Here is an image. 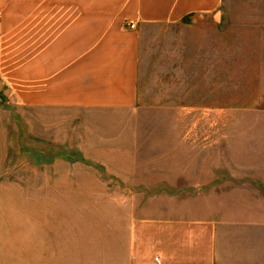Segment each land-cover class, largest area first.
Wrapping results in <instances>:
<instances>
[{"label": "rangeland", "instance_id": "374dc122", "mask_svg": "<svg viewBox=\"0 0 264 264\" xmlns=\"http://www.w3.org/2000/svg\"><path fill=\"white\" fill-rule=\"evenodd\" d=\"M229 31L213 15L148 27L130 110L26 107L0 83V214L28 203L31 234L49 241L55 225L61 250L81 253L116 250L129 206L147 218L212 202L201 157L240 156L264 134L261 53L231 47Z\"/></svg>", "mask_w": 264, "mask_h": 264}, {"label": "crops", "instance_id": "0c3cea01", "mask_svg": "<svg viewBox=\"0 0 264 264\" xmlns=\"http://www.w3.org/2000/svg\"><path fill=\"white\" fill-rule=\"evenodd\" d=\"M212 15L226 20L231 47L261 53L264 69V0H0V83L26 107L130 110L147 28ZM254 141L264 134L240 141V156L232 146L228 159L201 157L199 190L214 200L197 213L145 218L129 206L116 250L62 251L55 225L49 241L31 234L28 203H1L16 219L0 214V264H264V154H250Z\"/></svg>", "mask_w": 264, "mask_h": 264}]
</instances>
